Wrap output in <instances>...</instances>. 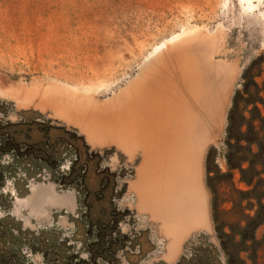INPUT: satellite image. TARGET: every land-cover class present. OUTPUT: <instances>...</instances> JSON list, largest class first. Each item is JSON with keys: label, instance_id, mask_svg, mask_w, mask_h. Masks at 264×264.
<instances>
[{"label": "rangeland", "instance_id": "rangeland-1", "mask_svg": "<svg viewBox=\"0 0 264 264\" xmlns=\"http://www.w3.org/2000/svg\"><path fill=\"white\" fill-rule=\"evenodd\" d=\"M167 49L224 90L186 231L144 206L140 153L43 101L108 103ZM0 264H264V0H0Z\"/></svg>", "mask_w": 264, "mask_h": 264}, {"label": "bare ground", "instance_id": "bare-ground-1", "mask_svg": "<svg viewBox=\"0 0 264 264\" xmlns=\"http://www.w3.org/2000/svg\"><path fill=\"white\" fill-rule=\"evenodd\" d=\"M186 42L187 40L181 44H187ZM181 44H177L176 47ZM183 51L167 49L153 61L150 60V63L148 61L149 64L142 69L136 79L108 103L102 104L96 97L90 95L88 98H82L80 93H74L77 98L72 96L73 93L72 97H67V92H63L64 103L61 96L55 94L53 96L51 92L48 95L46 92L51 90L49 88L45 90L47 99L43 101L49 106L61 107L63 114L75 121L92 143H113L126 154H131L137 148L141 151L145 150L151 156L149 162L155 169L166 158L164 154L172 147L173 137L176 138L177 134H186L188 129L186 124L192 121L193 117L198 118L195 110L189 107L192 96L191 99L186 96L187 93L198 88L194 83L195 75H190L194 72L195 62ZM203 89L201 88V91ZM192 104L194 106V103ZM177 122H179V129ZM185 150L188 151V149ZM141 151L138 150V152ZM147 154L146 157H148ZM183 165L181 162L178 167L182 169ZM152 171L150 170L149 173Z\"/></svg>", "mask_w": 264, "mask_h": 264}, {"label": "crops", "instance_id": "crops-1", "mask_svg": "<svg viewBox=\"0 0 264 264\" xmlns=\"http://www.w3.org/2000/svg\"><path fill=\"white\" fill-rule=\"evenodd\" d=\"M189 55L190 54H186V56L188 57ZM192 60H194V58H192ZM196 68H197V64L195 63L194 70H196ZM193 74L195 75V73ZM194 78H195L194 83L197 84L198 88L190 91L189 93H187L190 95L188 96L186 94V96L188 97V99L192 96L191 97L192 99L190 98L191 103H189V107H191L190 109H193V110L200 109L201 116L200 118L193 117L192 121L186 124L188 128L186 130V134H182V135L177 134L175 135L176 138L173 137L172 147L170 148V150H168L164 154L166 155V158L155 169H153L149 162L150 161L149 158L151 156H149L145 150L141 151L140 148H137L131 154H127L128 156H133V155H136V153H140L142 156V164H141L142 166L139 169L138 176L140 180L145 181L144 182L145 188L144 189L142 188V192H139L140 199L142 198V202L145 204L143 205L148 207V210H150L155 216L164 215V219H168L170 221H173L174 219H178V222H179V220H182V222L185 223V226H186L184 227V231L188 229L187 225L193 226L196 224V222H199L198 220L195 221V219L193 218L196 215V212L194 213L195 205H196V191L197 192L200 191V190H197V187L200 186V177H201L199 154L202 151V148L200 147L202 146L201 144L204 143L206 136L210 134L211 123L214 121V119H219V116L221 115V110H222L221 103L224 100V94H223L224 90L222 88L219 91L215 92L214 90L215 87H213L212 83L208 81L209 79L207 80L206 77H204L203 80H199L197 75H195ZM188 79H186V81H188ZM196 80H198V82ZM201 88H204V89L201 91ZM192 103H194V106ZM213 111H215V114L213 113ZM215 115H218V116L216 118H213ZM177 123H178V129H179L180 128L179 122ZM182 124H185V123L182 122ZM195 127L203 128L204 132H202L201 135L194 134ZM188 136L190 139L188 138ZM183 141L185 144L183 143ZM179 149L181 152L179 151ZM185 149H188V151ZM138 150L141 152H138ZM196 151L199 152L198 155L195 154ZM146 154L148 157H146ZM196 158H199L197 163H196ZM160 159H162V157ZM181 162L182 164L185 165V167L183 165L182 169L178 167L181 164ZM144 163L146 164L143 165ZM194 163H196V166ZM161 166H163L162 167L163 169L161 168ZM142 169L145 171H143ZM150 170H153L152 172H154L152 175H151L152 172L149 173ZM148 182L150 185L148 184ZM158 184H160L161 187ZM140 187H141V182H140ZM184 187H186L188 190ZM145 190L146 192H144ZM43 197H46L45 190H42L41 195L33 196L32 200L33 202L37 203L41 201ZM176 211H178L179 214ZM185 219H187V221H185ZM167 229L170 230V226ZM176 241L177 239L175 238V242H173L174 244L172 243L170 247L171 251L176 246Z\"/></svg>", "mask_w": 264, "mask_h": 264}, {"label": "trees", "instance_id": "trees-1", "mask_svg": "<svg viewBox=\"0 0 264 264\" xmlns=\"http://www.w3.org/2000/svg\"><path fill=\"white\" fill-rule=\"evenodd\" d=\"M232 125V119H231V117H230V119H229V127Z\"/></svg>", "mask_w": 264, "mask_h": 264}]
</instances>
